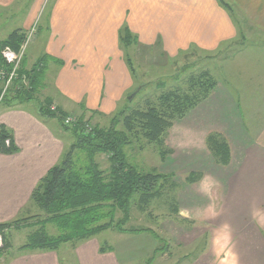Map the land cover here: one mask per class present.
Returning <instances> with one entry per match:
<instances>
[{
	"label": "crops",
	"instance_id": "1",
	"mask_svg": "<svg viewBox=\"0 0 264 264\" xmlns=\"http://www.w3.org/2000/svg\"><path fill=\"white\" fill-rule=\"evenodd\" d=\"M17 1L0 0V18L1 8L11 7ZM28 1L33 6L13 31L29 32L46 0ZM224 1L230 10L218 0H53L45 55L62 61L63 65L53 80H48L51 67L47 66L42 86L32 100H13L0 110V127L9 132L17 147L12 155L0 154V223L33 210L30 201L33 189L49 169L60 163L72 144L70 134L59 123L56 125L53 118L40 114L39 107L45 100L65 113L73 112L84 118L91 112L105 116L114 113L133 83L118 38L124 26L136 37V48L151 51L160 48L168 56L190 47L214 52L233 46L229 42L244 36L238 16L264 33V0ZM9 16L13 18L16 13ZM2 26L0 22V29ZM157 43L161 46L157 47ZM257 49L258 53L264 52L261 45L250 47L247 55V49L240 48L228 63L223 62L216 88L193 111L200 121L197 123L194 117L188 121L191 123L188 131L194 127L195 130L185 141L203 139L213 131L222 134L230 148L231 160L225 169L214 167L210 159H205L207 165L196 162L195 167L189 168V173L203 174L201 186L206 203L201 205L207 204L208 186L217 183L221 188L225 199L220 213L210 215L200 205L185 206L184 213L181 211L183 218L202 222L212 219L217 226L216 233L208 239L210 246L200 256L209 264H224L227 259L224 245L230 243L233 262L229 264H264V235L259 234V230L264 234V59L259 54H250ZM22 62L26 70L36 63L28 64L26 53ZM182 162L177 161L173 170L182 168ZM224 227L233 228V234L239 237L226 238ZM178 236L174 239L184 243ZM123 243L117 246L116 253L112 248L109 251L112 264L129 261L122 259L125 254L131 255V260L144 259L156 249L155 242L145 237L137 244L127 240L122 254ZM145 245L147 250L136 252ZM80 248L81 245L75 247L76 252ZM89 249L95 257L108 254L100 252V248ZM27 252L31 255L20 256L21 252L6 264H31L35 260L36 264H50L48 260L42 262L49 259V254L36 253L38 250ZM56 260L52 258L54 264H59Z\"/></svg>",
	"mask_w": 264,
	"mask_h": 264
},
{
	"label": "rangeland",
	"instance_id": "2",
	"mask_svg": "<svg viewBox=\"0 0 264 264\" xmlns=\"http://www.w3.org/2000/svg\"><path fill=\"white\" fill-rule=\"evenodd\" d=\"M32 6L33 5L29 4L28 0H19L11 7L6 9L1 8L2 13L0 22L3 26L0 29V32L3 33V36L0 38H5L14 30V28L20 26L22 19L30 12ZM52 7L53 0H46L43 7L36 13V19L34 20L33 26L31 27V30H33V35L28 45L25 47L28 64L35 63L36 61L34 60L36 58L45 55L46 44L50 38L48 21L52 13ZM11 13H16V16H13V18L10 17L9 15ZM8 17L9 19H7ZM238 23L243 29L242 32L244 36H238L234 42H229L230 44L232 43L234 45L230 47L227 46V48L224 50L223 48H220L214 52H204L196 49L195 47H190L188 51L180 52L175 56H168L167 54H163L160 48L154 49L152 51L145 49L141 50L136 47H131L129 50L125 49L124 53L125 51L129 52L134 65V72H132L131 69H128L133 83L118 103V107L114 113L110 114L109 116L102 114H85L86 119H89V125L91 127L97 125L100 128H108L110 126L111 120L114 117H118L117 115L120 111H124L125 113H128L130 110L134 109L144 111L148 106L156 105L159 96L165 92H185L187 89H189L190 78H197L201 75V73H208V76H210L216 82L217 86V82H219L221 79V66H223L224 63H228L227 60L232 58L234 54H238L240 48L242 51L247 49V55V51L250 47H255L257 45L264 46V33L255 30L254 26L248 24L246 21H243L239 16ZM29 32L27 31L26 34L28 35ZM250 54H259L262 56L261 59H264V52L258 53V49L257 52H252ZM32 59L33 61H31ZM240 59H243V57L241 56ZM49 65L48 68L51 67V70L48 73V80H53V77L57 75L60 67L52 62H50ZM1 90L2 84L0 83V92ZM212 91L206 99L200 101L194 108L189 110L183 116V118L174 120L172 122L171 127L167 130L163 138V146L161 150L167 151V154L163 160H161L159 155L160 148L153 143L151 144L147 142L141 136L138 138L132 137L131 143L123 148L124 157L127 163L137 168L139 171L145 173L158 172L164 175H171L173 177L171 180H169L168 185L165 187V192L163 193L162 197L152 201L145 210H140L137 206L136 200H134L130 208L129 222L125 225L126 229H150L159 235L164 244H159L146 233L127 234L108 229L84 241L62 244L55 252H36L50 255L49 259L43 260L42 262H46L48 260L50 264H54L52 262V258L55 257L59 264H112L107 246L112 248L114 253H116L117 246L124 242L120 248V251L122 254H124L123 245L127 244V240H132V242L137 244L141 243L142 239H145V237H148L150 240L155 242V245L158 248L165 245L164 252H156L154 254L152 264H209L208 261L200 258V256L210 246V244L208 245V239L212 234L216 233L214 231V227L216 225H213L212 219L210 222H202L183 218L181 211L184 213L183 207L185 206L200 205L206 211H208L210 215H216L220 213V209L222 208L225 199L223 196H221L222 190L216 183L213 186H208L207 204L201 205L200 203H206V201H204L205 193L203 192L201 186L203 174L201 172H195L200 177L193 183H188L186 181V178L192 173H189V168L195 167L197 165L196 162H198L200 165H207L205 159H210L214 167H222V169L227 168L230 164L231 156L229 162L226 165L219 164L214 159L207 147V138L212 133L218 134L226 141L222 134L211 131L203 139H188L189 141H185L186 137L191 135L192 130H195L194 127L191 131H188L191 124H188L190 118L194 117L193 120H198L197 123L200 121L199 117H195V112L193 111L202 105L201 103L208 100ZM14 94L15 90H10L5 98L7 96H13ZM5 98L0 103V110L6 107V104L4 103ZM30 103L35 107L37 105L35 101ZM66 114L67 116H79L73 112ZM53 120L55 121L56 125H58L57 119L53 118ZM116 129L118 131L123 130L121 122L118 124V126H116ZM69 137H71V135H69ZM176 160L183 161L182 168L180 167L177 170H173L174 164L177 163ZM95 162L98 164L100 170L109 172L110 163L106 155H95ZM169 184L173 187H171ZM173 205H177L178 215H174V211H172L174 208ZM113 216L115 223L121 219L122 213L116 211ZM28 217L44 219L46 216L43 213H40L37 209L33 208L32 211H28L27 213L22 212L14 220ZM110 219L111 217L108 216L107 219H104L98 224L109 222ZM227 225L228 228L231 227V225ZM227 227L223 228V235L226 238L230 236L233 240L237 239L239 236L233 234V228H230L229 230ZM216 228L217 226L215 227V230ZM33 230L34 229H24L16 231L10 229L6 231V236L11 248L5 254L1 255L0 264H6L9 260L19 256L18 254L21 252L16 253L17 247L26 244L27 236ZM46 231L49 235L53 236H57L59 234L53 225H47ZM256 233H258V231ZM259 234L264 235L260 230ZM177 235H180L178 237L181 238L184 243H179L180 239L179 241L174 239V236L176 237ZM80 245L81 250L76 252L75 247ZM232 245V243L224 245V254L225 257H227V259L224 260V264L233 262V258H231L233 255ZM83 246L84 248H82ZM89 247H95L98 249L104 248L108 254L102 257L97 254L95 257ZM141 249L147 250V246H139L136 252H140ZM153 253L154 251H152L148 257H143L144 259L138 257L134 260L130 259L131 255L128 256V254H125L122 259L127 258L129 261H124L123 263L119 264H147ZM26 255H31V253L25 251L22 252L20 256ZM37 262L38 261L35 260L31 264H36Z\"/></svg>",
	"mask_w": 264,
	"mask_h": 264
},
{
	"label": "trees",
	"instance_id": "3",
	"mask_svg": "<svg viewBox=\"0 0 264 264\" xmlns=\"http://www.w3.org/2000/svg\"><path fill=\"white\" fill-rule=\"evenodd\" d=\"M218 1L221 6L230 10L224 0ZM25 37L26 34L15 30L5 40L0 41V68L6 66L1 51L6 47L19 51ZM118 38L123 50L138 45L136 37L125 26L118 32ZM157 44V47L161 46ZM125 60L128 69L134 72L128 51H125ZM50 62L59 67L63 65L62 61L47 55L40 57L29 70L24 68L22 62L20 75H25L29 88L15 90V94L12 97L7 96L4 103L8 105L13 100L17 102L32 100L38 88L42 86ZM215 86L216 82L208 73H201L197 78H190L189 89L185 92H165L159 96L156 105L148 106L144 111L137 109L128 113L120 111L118 117L111 120L108 128H100L97 125L91 127L89 119L82 115L77 117L74 125H63V117L67 114L57 108L55 112H51L49 108L52 102L45 100L39 107L40 114L57 119L63 131L70 133L73 143L60 163L48 170L31 193L30 201L33 207L46 217L44 219L28 217L0 223V257L11 248L6 236V231L10 229L16 231L34 229L27 236L26 244L18 249L19 252L37 250L55 252L62 244L84 241L108 229L127 234L146 233L159 244L163 243L159 235L150 229H126L125 225L130 219L132 202L136 200L138 208L145 210L152 201L162 197L165 187L173 177L158 172L139 171L127 163L123 148L131 143L132 137L141 136L160 148L159 155L163 160L167 154V151L161 150L163 138L172 122L183 118L189 110L206 99ZM120 122L123 130L118 131L116 126ZM206 143L219 164L226 165L229 162V148L221 136L212 133ZM16 152L17 147L12 136L1 126L0 154L12 155ZM97 154L108 157L109 172L99 169L95 162ZM199 177L198 174L191 173L186 181L193 183ZM173 206L174 215H178L177 205ZM116 211L121 212L122 217L114 223L113 215ZM108 216L111 217L109 222L98 224ZM47 225H53L59 234L49 235L46 231ZM107 249L112 250L108 246ZM164 250L165 245L156 247L147 264H152L156 252L161 253ZM105 251L104 248H100V252Z\"/></svg>",
	"mask_w": 264,
	"mask_h": 264
},
{
	"label": "built area",
	"instance_id": "4",
	"mask_svg": "<svg viewBox=\"0 0 264 264\" xmlns=\"http://www.w3.org/2000/svg\"><path fill=\"white\" fill-rule=\"evenodd\" d=\"M32 35L33 30L29 32L19 51L16 52L7 47L1 51V57L6 66L0 68V83L2 84V90L0 92V103L3 101L10 90L29 88L28 81L25 75H20V67L24 58L25 47L28 45ZM49 110L51 112H55L56 107L51 106ZM76 121L77 117H75L74 115L63 117V124L66 126H72L76 123Z\"/></svg>",
	"mask_w": 264,
	"mask_h": 264
}]
</instances>
